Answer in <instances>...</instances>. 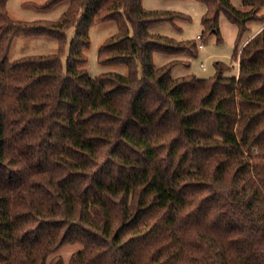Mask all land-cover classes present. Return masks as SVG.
I'll use <instances>...</instances> for the list:
<instances>
[{
	"label": "trees",
	"instance_id": "trees-1",
	"mask_svg": "<svg viewBox=\"0 0 264 264\" xmlns=\"http://www.w3.org/2000/svg\"><path fill=\"white\" fill-rule=\"evenodd\" d=\"M0 0V264H264V0H194L207 7L203 45L224 14L238 28L230 67L211 79L173 78L197 41L151 34L181 13L142 0L68 2L58 22L10 18ZM27 5H33L31 3ZM117 22L99 50L127 76L83 67L91 27ZM262 30L242 42L248 24ZM75 29L66 65L67 31ZM60 44L48 56L9 60L18 38ZM221 39L219 38V42ZM240 53V57H238Z\"/></svg>",
	"mask_w": 264,
	"mask_h": 264
},
{
	"label": "rangeland",
	"instance_id": "rangeland-1",
	"mask_svg": "<svg viewBox=\"0 0 264 264\" xmlns=\"http://www.w3.org/2000/svg\"><path fill=\"white\" fill-rule=\"evenodd\" d=\"M49 0H9L7 9L9 16L14 21L19 22H58L69 7L68 2L60 3L49 10L40 7ZM237 9H242V0H230ZM33 5H27V4ZM142 6L149 11H171L187 16L188 20H176L174 24L161 23L149 28V32L161 35L177 42L197 41V37L202 35V18L207 12L206 5L194 0H142ZM262 26L261 23L251 22L248 24V31L244 35L242 42H245L253 33ZM220 37L212 35L203 48L197 49L196 56L188 54L182 56H167L156 53L153 62L156 68H162L172 62H177L172 69L173 78L195 76L198 79H211L216 74L215 64L224 63L230 67L225 73L226 76H238L239 62L233 60L235 51L238 47V28L232 24L228 18L221 14L219 20ZM119 32L117 22L111 21L101 25L91 27L89 31L90 47L84 51L87 59L83 67L92 77L102 74L114 73L127 76L129 67L124 64L103 65L99 62V50L101 46L112 36ZM75 36V29L67 31V42L62 52V62L66 65L70 43ZM219 38L221 41L219 42ZM60 51V44L57 40L46 37L18 38L14 41L9 60L18 61L23 58L35 56H48ZM239 51L238 57H240ZM202 65L205 66L203 70ZM80 244H69L62 247L54 257H60L65 264H68L72 257L82 250Z\"/></svg>",
	"mask_w": 264,
	"mask_h": 264
},
{
	"label": "built area",
	"instance_id": "built-area-1",
	"mask_svg": "<svg viewBox=\"0 0 264 264\" xmlns=\"http://www.w3.org/2000/svg\"><path fill=\"white\" fill-rule=\"evenodd\" d=\"M197 42L199 43V48L200 49L204 47V45H203V43L201 41V37L200 36L197 37ZM202 68H203V70L206 69L205 66H203V65H202Z\"/></svg>",
	"mask_w": 264,
	"mask_h": 264
},
{
	"label": "crops",
	"instance_id": "crops-1",
	"mask_svg": "<svg viewBox=\"0 0 264 264\" xmlns=\"http://www.w3.org/2000/svg\"><path fill=\"white\" fill-rule=\"evenodd\" d=\"M263 26H260V28H258L251 37H249L247 40L251 39L253 36H255L256 34H258L261 30H262ZM204 66V65H203Z\"/></svg>",
	"mask_w": 264,
	"mask_h": 264
}]
</instances>
